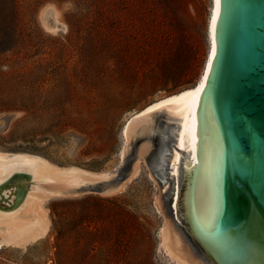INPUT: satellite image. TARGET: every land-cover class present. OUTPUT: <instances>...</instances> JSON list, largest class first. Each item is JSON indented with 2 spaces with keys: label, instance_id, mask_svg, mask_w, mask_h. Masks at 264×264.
<instances>
[{
  "label": "rangeland",
  "instance_id": "1",
  "mask_svg": "<svg viewBox=\"0 0 264 264\" xmlns=\"http://www.w3.org/2000/svg\"><path fill=\"white\" fill-rule=\"evenodd\" d=\"M16 40L0 50V138L25 120L40 155L115 176L136 113L193 87L208 55L211 0H17ZM55 9L44 24L48 7ZM56 105V108H53ZM59 116L61 140L43 134ZM139 162V161H138ZM141 173L113 197L50 200V232L0 250V264H174L160 250L159 188ZM129 183V184H128Z\"/></svg>",
  "mask_w": 264,
  "mask_h": 264
},
{
  "label": "water",
  "instance_id": "2",
  "mask_svg": "<svg viewBox=\"0 0 264 264\" xmlns=\"http://www.w3.org/2000/svg\"><path fill=\"white\" fill-rule=\"evenodd\" d=\"M214 43L193 160L190 95L132 119L122 168L112 177L0 154V238L44 237L46 201L121 193L144 160L179 263L264 264V0H219Z\"/></svg>",
  "mask_w": 264,
  "mask_h": 264
},
{
  "label": "bare ground",
  "instance_id": "3",
  "mask_svg": "<svg viewBox=\"0 0 264 264\" xmlns=\"http://www.w3.org/2000/svg\"><path fill=\"white\" fill-rule=\"evenodd\" d=\"M218 4H219V0H214V6H211V12H210L208 28H207V36H208V43H209L208 55H207V59H206L205 65H204L203 72H202V74H201V76L199 78V80H201L200 84H199V87L197 89L195 87H191V88L185 89V90H183V91H181V92H179L177 94L168 96V97H166L164 99H161V100L155 102L154 104L148 106L144 110L134 114L126 122V124L124 125V127L122 129V137H123V141H124L123 150L121 152L122 162L124 160V149L127 146L126 131H127V128L129 126L130 122L132 121V119L136 118L140 114L145 113L149 109H151L153 107H156V106H158V105H160L162 103H165V102L173 100V99L181 98V97H187V96H189L190 93H196L197 90H199L201 88V85H203V90H204L205 85L207 83L208 76H209L210 71H211V69H209V63H211V66H212V61H213V58H214L213 55H212L213 43H214V30H215V29H213V18L215 17L216 22H217L218 14H219V6H218ZM55 13H56L55 9L53 7H50V6L44 12L43 19H44V24H45V26L47 28H50L49 19L52 18L55 15ZM216 22H215V25H216ZM205 77H207L206 80H205ZM203 90L200 91L199 97H198V103L195 106L193 105V97L191 95H190V101H189L191 142H192V153H191L192 160L196 157V153H197L196 111H197V108H198V104H199L200 98H201V96L203 94ZM0 154L14 155V156H35V157H39L41 159H44L50 166L60 167L62 170H69V169H72V168H77V169L83 170L84 172L89 173V174H98V175H104V176L112 177V174H109L108 172L96 173V172L88 171V170H85V169H82V168H79V167H76V166H60V165H58L56 163H53L50 160H48V159H46V158H44V157H42L40 155L31 154V153H27V152L9 153V152L0 151ZM141 164L142 163H140V161L135 164L134 173L132 174V176L130 177V179L127 182H129V181L131 182L133 179L137 178L140 175V173L142 172L141 171ZM126 186H127V184L125 183V185L123 186L122 190H124L126 188ZM117 194L118 193H116L115 195H117ZM115 195H113V196H115ZM113 196H111V197H113ZM52 199H60V198H52ZM52 199H50V200H52ZM50 200H48V201H46L44 203V211H45V214L47 215V218H48V221H49V227H48L47 234L44 237H42V238H40V239H38V240H36L34 242H28V243H15V244H12V243L8 242L7 240L0 238V250H3L4 248H8V247L23 248V247H26V246H28V245H30L32 243H36V242L46 238L48 233L50 232V220H49V216H48L49 210L47 209L46 205H47V203ZM158 213L162 214L160 209H159ZM162 216L164 217V215H162ZM160 250L167 256V258H169V260L172 263H174V264H182V263H179L174 258V256L172 255V253L170 252V250H169V248H168V246L166 244V220H165V217H164L162 229L160 231Z\"/></svg>",
  "mask_w": 264,
  "mask_h": 264
},
{
  "label": "trees",
  "instance_id": "4",
  "mask_svg": "<svg viewBox=\"0 0 264 264\" xmlns=\"http://www.w3.org/2000/svg\"><path fill=\"white\" fill-rule=\"evenodd\" d=\"M17 0H0V50H6L10 43L16 40L14 33L16 32L17 24ZM10 103L0 102V110L11 108ZM57 106L54 105L53 108ZM26 121H18L11 126L8 134L0 138L1 145L3 149L11 150H25L31 153H42L41 149L35 147L24 148L19 147H7L8 145H15L17 142L23 144L34 145L37 140V134L35 131L28 129L26 126ZM65 132V127L62 125V121L59 116H55L50 121L48 127L44 130L43 134H48L55 137L58 140H61L62 134Z\"/></svg>",
  "mask_w": 264,
  "mask_h": 264
},
{
  "label": "snow or ice",
  "instance_id": "5",
  "mask_svg": "<svg viewBox=\"0 0 264 264\" xmlns=\"http://www.w3.org/2000/svg\"><path fill=\"white\" fill-rule=\"evenodd\" d=\"M219 6V4H218ZM215 22H216V19L215 17L213 18V29H215ZM215 43H213V52H212V55L213 57H215ZM209 69H211V63H209ZM207 79V77H205V80ZM203 90V85H201V88L199 90H197L196 93H190L189 95H191L193 97V105L195 106L197 103H198V97H199V93L200 91Z\"/></svg>",
  "mask_w": 264,
  "mask_h": 264
}]
</instances>
